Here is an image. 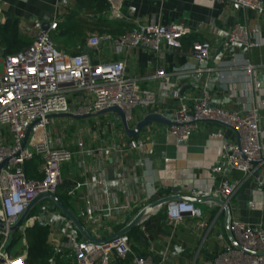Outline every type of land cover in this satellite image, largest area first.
<instances>
[{
  "label": "built area",
  "instance_id": "1",
  "mask_svg": "<svg viewBox=\"0 0 264 264\" xmlns=\"http://www.w3.org/2000/svg\"><path fill=\"white\" fill-rule=\"evenodd\" d=\"M5 1L0 0V26L6 20L2 15ZM107 2L109 8L105 12L87 13L81 15L82 18L91 23L98 19L119 21L121 16L112 0ZM212 2L252 11L258 19L264 17V0ZM69 7L68 0H57L59 15H67ZM59 22V18L53 20L46 31L37 20L29 22L25 29L19 28V37L29 44L15 54H5L0 40V223L5 227L0 230V264H26L25 236L34 227L49 231L46 244L51 258L48 264H164V252L156 251L151 243L142 250L128 234L106 243L85 240L54 204L57 210L43 209L42 215L29 216L16 231L23 237L24 251L15 256L7 251L16 234L13 235L9 228L41 194L56 197L63 194L70 200L80 201L82 208L78 209L76 217L94 240L106 239L125 227L142 206L136 195H127L118 201L106 197L97 199L91 194L79 197L81 188L89 190L90 184L83 186L75 182L64 187L62 167L73 163L84 172L92 169L97 176L95 185L102 188L108 158L113 153L141 156L145 153V145L114 127V121L122 124L116 114L114 121L108 122L90 116L115 107L122 112L129 129H134L150 114L163 116L158 111L156 94L141 89L139 78L127 74L125 62L93 63L84 51L68 54L58 50L51 37L57 32ZM191 34L183 23L136 22L129 31L116 37L95 33L87 40V47L98 53L101 44H108L114 54L140 49L161 59L163 50L165 53L180 50L182 41ZM263 43L258 28L249 30L246 26L235 25L227 32L223 46L228 51L235 46L250 51ZM191 50L192 59L199 66L191 73L167 74L161 67L155 71L154 79L178 101L171 119L174 124L166 128V134L186 142L202 123L207 122L233 130L237 142L223 141L220 162L211 167L218 178L216 187L208 195L201 191L193 193L229 204L242 181L253 179L259 187H264V173H257L264 164V131L259 124L261 107L251 105L243 111H228L215 105L212 101L213 69L208 67L211 46L207 42H195ZM241 68L249 82L244 90L247 95L253 91L254 69L245 63ZM174 75L177 81H188L187 85L195 88L181 94V85L168 84L169 77ZM137 110H143L145 115L135 125L134 112ZM60 115L66 116L63 117L67 121L65 124L55 122ZM78 120L83 122L74 123ZM69 146H73L74 151H69ZM32 161L38 162L36 170L41 179L27 178L24 166ZM223 166L228 173L223 171ZM232 172L240 173L241 181L230 180ZM186 216L198 227H205L203 211L197 205L190 202L167 205L165 217L172 227L184 223ZM230 230L244 251L234 249L225 236L218 233L215 235L220 245L218 254L201 264H264V225H248L232 217ZM139 234L143 240L148 239L143 226L139 227Z\"/></svg>",
  "mask_w": 264,
  "mask_h": 264
},
{
  "label": "crops",
  "instance_id": "2",
  "mask_svg": "<svg viewBox=\"0 0 264 264\" xmlns=\"http://www.w3.org/2000/svg\"><path fill=\"white\" fill-rule=\"evenodd\" d=\"M68 1L70 7L65 16L59 15L57 0H6L2 15L4 19L17 20L18 30L25 29L33 20L48 27L53 20L59 18L58 30L51 38L58 50L68 54L86 52L87 40L97 32L98 35L109 34L116 37L121 35V31H129L136 22L183 23L192 34L182 41L180 50L172 53H165L163 50L161 59L140 49H128L121 54H114L108 44H101L98 53L89 48L90 52L86 53L93 63L109 60L125 62L127 74L139 78L141 89H148L156 94L158 111L163 113L162 117L171 121L178 101L169 91L161 88L159 80L154 79L155 71L161 67L167 74L191 73L199 67L192 59V44L207 42L211 46L208 67L213 69V103L228 111H243L251 105H260L259 124L264 131V43L250 51L242 46H235L228 51L223 46L227 32L235 25L246 26L249 30L258 28L260 38L264 39V17L258 19L252 11H245L231 4L214 3L212 0H112L121 19H98L91 23L81 15L91 14L92 11L95 12L94 15L105 12L97 0ZM114 24L123 27L118 30L119 27H114ZM76 26L84 27L82 36L75 33ZM243 63L252 65L254 69L253 91L247 95H244V90L249 87V82L241 68ZM175 77H169L168 84L181 85L182 94L195 88L187 85L188 81H177ZM144 115L143 110L134 112L135 125ZM97 118L101 121H114V113L102 114ZM82 122L74 121L76 124ZM63 123H66L65 120ZM113 124L117 130L124 132L118 121ZM167 127L152 123L137 137L132 138L144 143L145 153L141 156L113 153L106 163L102 188L95 185V171L88 169L84 172L83 169L75 168L73 163L62 167L64 187H70L75 182L83 186L90 184L89 190L81 188L79 197L91 194L102 200L106 197L118 201L127 195H136L141 200V208L175 195L212 198L195 196L193 193L201 191L208 195L216 187L218 178L212 173L211 167L220 162V144L223 141L237 142L236 134L226 126L207 122L202 123L186 142H179L166 134ZM67 149L74 151L73 146ZM223 171L228 173L225 166ZM257 173H264V164ZM229 177L232 181L242 179L238 172H232ZM68 203L72 213L73 210L78 212L82 208L80 201L68 199ZM195 205L203 211L204 228L198 227L187 216L184 223L172 227L166 220L164 207L143 225L148 239L143 240L140 236L141 243L138 247L144 250L151 243L156 251L166 254L164 264H201L218 254L220 245L216 234L222 233L231 245L225 232L222 207L214 203ZM228 205L232 210L231 216L238 221L248 225H264V187H259L253 179L242 181Z\"/></svg>",
  "mask_w": 264,
  "mask_h": 264
},
{
  "label": "water",
  "instance_id": "3",
  "mask_svg": "<svg viewBox=\"0 0 264 264\" xmlns=\"http://www.w3.org/2000/svg\"><path fill=\"white\" fill-rule=\"evenodd\" d=\"M47 28H48L47 25H43L44 31H46ZM85 51L90 52V50L88 48H85ZM182 92H183V89L181 91V94H182ZM107 113H114L120 117L121 122H122V126H123V130H124L125 134L130 139L137 137L143 129H145L146 127H148L152 123L162 124V125H167V126H171L174 124L172 121L165 119L161 115L150 114V115L146 116L142 121H140L134 129H129L128 126L126 125L125 121H124L122 112L118 108H115V107L104 110V111L96 113V114H93L90 117H95V116H99V115L107 114ZM57 117L63 118L66 116L60 115ZM44 200L51 201L60 210V212L64 215V217L67 218L70 221V223H72V225L74 226L76 231L85 240L94 241V242H98V243H106V242H109V241L116 239L120 236L129 234L134 229H137V228L143 226L152 217H155L156 215H158L161 212V210L164 207H167V205H169L170 203H174V202H190L193 204L214 203L215 205L222 207V209L224 211L225 232H226V236H227L229 242L231 243V246L236 250H239V251L243 250L236 243V241H235V239L231 233V230H230L232 216H231V210L229 208L228 203L221 200V199H216V198L199 199V198L182 197L179 195H175V196H168V197L159 199V200L154 201V202L142 207L141 209H139L137 211V213L128 222V224L125 227H123L121 230L117 231L116 233L107 237L106 239L97 241V240L92 239L88 235V233L86 232V230L82 226L80 220L76 217V215L74 213H72V211L70 209L66 208L63 205V203L60 201V199L58 197L53 196V195H49V194H41L30 203V205L26 208L24 213L18 218V220L15 222V224L9 228V231L14 235L16 233V231L18 230V228L21 226V224L27 220V218L29 217V215L32 212V210L34 209V207L37 204H39L41 201H44ZM53 226L55 227L56 224L54 223ZM4 228L5 227L0 223V230H4Z\"/></svg>",
  "mask_w": 264,
  "mask_h": 264
},
{
  "label": "trees",
  "instance_id": "4",
  "mask_svg": "<svg viewBox=\"0 0 264 264\" xmlns=\"http://www.w3.org/2000/svg\"><path fill=\"white\" fill-rule=\"evenodd\" d=\"M97 1L99 2V6L101 9L107 10L109 8L107 1L106 2L104 0H97ZM114 25H113L114 27H119L118 30H120V28L122 29L123 27L122 25H118V24H114ZM74 31L75 33H78L79 35L82 36L84 34L85 29L82 26H76L74 27ZM124 33H126V31H121V35ZM0 40L4 48L5 54H15L17 52H20L29 44L27 41L19 37L18 22L17 20L14 19H6L5 23L2 26H0ZM37 165L38 162L36 161L27 162L25 164L24 168L27 178L41 179V176L37 174V170H36ZM58 198L66 208L68 209L70 208L68 203V199H69L68 197H65V195L60 194ZM160 217H163V215H161ZM48 233L49 231L47 229L40 227H34L27 231L26 242L28 247V256H27L26 264H48L51 258V251L46 244ZM132 233L135 235L131 237ZM138 234H139V228L134 229L128 235L135 242L137 246H140L141 238ZM135 252L139 254L137 250H135Z\"/></svg>",
  "mask_w": 264,
  "mask_h": 264
},
{
  "label": "rangeland",
  "instance_id": "5",
  "mask_svg": "<svg viewBox=\"0 0 264 264\" xmlns=\"http://www.w3.org/2000/svg\"><path fill=\"white\" fill-rule=\"evenodd\" d=\"M95 12H91V14H94ZM52 39V38H51ZM53 41V40H52ZM64 118H57L56 119V121H62L61 122V124H64L63 122H64ZM67 122V121H66ZM43 209H52V210H57L55 207H54V205H53V203L51 202V201H49V200H44V201H41L39 204H37L35 207H34V209L32 210V212H31V216H40V215H42V213H43ZM73 212H74V214H77V212L76 211H74L73 210ZM133 235H135V234H131V237L133 236ZM139 236H140V234H138ZM22 238L23 237H21V235L19 234V233H16L15 235H14V240H13V242H12V244H11V246H10V248L7 250L8 252H9V254H11L12 256H15V255H19V254H21L23 251H24V249H25V246L23 245V243H22ZM25 238H26V236H25Z\"/></svg>",
  "mask_w": 264,
  "mask_h": 264
}]
</instances>
